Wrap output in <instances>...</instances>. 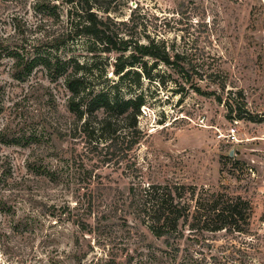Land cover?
Wrapping results in <instances>:
<instances>
[{"label": "rangeland", "instance_id": "1", "mask_svg": "<svg viewBox=\"0 0 264 264\" xmlns=\"http://www.w3.org/2000/svg\"><path fill=\"white\" fill-rule=\"evenodd\" d=\"M108 1L110 16L124 21L134 36L164 39L183 59L179 67L159 64L153 79L142 78L131 89L121 86L126 96L141 93L145 100L138 117L142 138L126 150L127 137L107 148L81 135V122L66 108L63 78L51 80L38 66L17 80L15 60L0 58V129L8 124L41 143L0 142V165L9 156L18 179L26 174L33 148L38 154L52 146L61 159L44 162L59 173L56 183L32 176L23 185L33 199L16 203L17 216L32 209L27 231L13 232L9 217L0 214V264H214L211 255L220 264H238L228 260L240 257L229 245L251 238L249 258L264 264V0ZM72 13L66 0H0L2 36L14 50L25 45L54 54L58 46V55L101 72L102 82L105 75L116 80L114 52L82 36L59 43ZM177 70L200 72L202 79L191 80L199 91L176 85ZM212 72L225 89L209 80ZM238 102L254 121L236 117ZM52 130L48 138L41 132ZM148 182L225 190L248 199L250 234L194 236L185 229L180 238L154 237L136 215L129 192Z\"/></svg>", "mask_w": 264, "mask_h": 264}, {"label": "trees", "instance_id": "2", "mask_svg": "<svg viewBox=\"0 0 264 264\" xmlns=\"http://www.w3.org/2000/svg\"><path fill=\"white\" fill-rule=\"evenodd\" d=\"M66 2L70 4L73 13L68 16L70 27L60 35L59 43L82 36L91 39L103 52H114L116 55L111 67L116 80L109 81L103 70L105 76L102 82L101 72L93 74L94 71L86 64L58 55V46L55 47L54 54L47 50L31 51L25 45H20L21 51L15 45L17 50H14L9 40L2 36L1 28L0 58L5 56L15 60L12 76L17 80H25L38 66L46 70L51 80L63 78L68 91L66 108L81 122V135L83 132L88 140L94 139L97 144H104L107 148L122 143L127 137L129 139L125 149L131 150L142 138L138 129V117L145 100L141 93L126 96L122 93L121 86L127 85L128 89H131L133 85L139 84L142 78L153 79L155 76L152 69L159 64L171 68L179 67L178 61L183 59L184 54L169 46L164 39L146 36L145 40H141L134 36L129 28L124 27V21L118 22L110 16L111 7L108 0ZM48 47L54 46L48 44ZM147 58L152 59L150 65ZM177 73L181 81L175 78L176 85L189 84V87H195L194 89L199 91L198 86L192 84L191 80L194 75L202 79L200 72L182 74V70H177ZM208 77L212 83L219 85L220 89H225L224 80L219 78L217 72H212ZM239 94L243 96L240 91ZM218 100L220 101V98ZM236 107L237 118L248 116L249 120L254 121V118L246 113L243 102L236 103ZM227 117L231 118V115ZM45 131L41 132L47 138L55 133L54 130L49 133ZM17 133L6 124L0 129V142L21 147L41 144L40 138L34 134ZM32 151V160H25L26 174L18 179L13 178V164L9 156H5L0 165V214L8 216L13 232L21 234L28 230L29 221L33 220L34 216L31 208L17 216V208H20L16 204L17 199L25 200L26 203L33 201L32 195L23 185L32 176L47 177L55 183L60 178L55 168L44 164L47 158L59 159L52 146L44 147L38 154L35 153V148ZM129 192L136 215L156 238H180L185 229L194 236L221 231L227 235L250 234L253 206L248 199L240 195H232L225 190L198 188L195 185L154 182L132 185ZM60 218L62 219V214ZM229 246L234 253L239 252L240 257L229 256L228 260L239 261L238 264H258L254 259L251 260L248 254L249 249L253 247L252 238L243 239L238 245L230 243ZM210 259L214 264H220L217 256L211 255Z\"/></svg>", "mask_w": 264, "mask_h": 264}]
</instances>
